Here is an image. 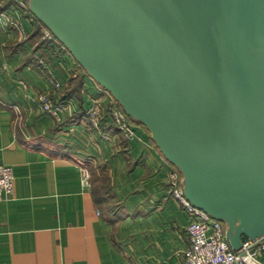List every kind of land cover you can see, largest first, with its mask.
Here are the masks:
<instances>
[{
	"label": "water",
	"instance_id": "1",
	"mask_svg": "<svg viewBox=\"0 0 264 264\" xmlns=\"http://www.w3.org/2000/svg\"><path fill=\"white\" fill-rule=\"evenodd\" d=\"M234 251L264 236V0H28Z\"/></svg>",
	"mask_w": 264,
	"mask_h": 264
},
{
	"label": "crops",
	"instance_id": "2",
	"mask_svg": "<svg viewBox=\"0 0 264 264\" xmlns=\"http://www.w3.org/2000/svg\"><path fill=\"white\" fill-rule=\"evenodd\" d=\"M16 9L0 0V164L13 171V196L0 201V264H181L189 216L168 193L177 169L144 127L134 124L130 140L113 130L109 92ZM37 58L61 83L53 100L69 105L57 118L36 103L50 91ZM95 99L97 129L84 114ZM256 259L264 264V252Z\"/></svg>",
	"mask_w": 264,
	"mask_h": 264
},
{
	"label": "built area",
	"instance_id": "3",
	"mask_svg": "<svg viewBox=\"0 0 264 264\" xmlns=\"http://www.w3.org/2000/svg\"><path fill=\"white\" fill-rule=\"evenodd\" d=\"M15 4L17 12H27L30 22H37V19L29 11L27 0H15ZM4 21L5 17L0 18L2 30L5 28ZM41 35L44 40L58 42L45 27L42 28ZM36 63L42 70L50 72L48 64L42 58H37ZM49 77L50 91L37 94L36 103L42 112L57 118L68 110L69 105L67 102L53 100L52 93L61 89V83L51 72ZM18 82L23 88L26 87L22 80H18ZM109 96L107 114L111 127L119 132L123 139H132L135 136L133 124L125 112L118 107L110 93ZM84 114L92 128H99L103 119V109L100 101L93 100ZM104 138L108 139L109 136L105 135ZM12 181V167L0 164V201L13 196ZM168 185L169 195L178 202L189 216V223L186 226L188 244L180 254L181 264H262L256 259V254L257 252H264V236L256 240L245 239L241 251H245L246 254L241 255L239 251H234L230 247L225 237L224 223L212 218L204 210L194 206L186 199L179 175L176 172L170 174Z\"/></svg>",
	"mask_w": 264,
	"mask_h": 264
},
{
	"label": "trees",
	"instance_id": "4",
	"mask_svg": "<svg viewBox=\"0 0 264 264\" xmlns=\"http://www.w3.org/2000/svg\"><path fill=\"white\" fill-rule=\"evenodd\" d=\"M28 1V0H27ZM37 23L39 24V26H38V28H40L41 30H42V28H44L45 26L41 23V22H39L38 20H37ZM58 41V40H57ZM59 42V41H58ZM60 43V42H59ZM61 44V43H60ZM62 45V44H61ZM84 70V69H83ZM116 101V100H115ZM116 104L118 105V107H120V105L116 102ZM121 108V107H120ZM122 109V108H121ZM131 121V120H130ZM131 123L134 125H139V126H142V127H144L143 125H141V124H139V123H137V122H133V121H131ZM145 128V127H144ZM146 129V128H145ZM147 130V129H146ZM176 168V167H175ZM177 169V168H176ZM178 171V170H177ZM178 173H179V178H180V184H182V181H181V174H180V172L178 171Z\"/></svg>",
	"mask_w": 264,
	"mask_h": 264
},
{
	"label": "rangeland",
	"instance_id": "5",
	"mask_svg": "<svg viewBox=\"0 0 264 264\" xmlns=\"http://www.w3.org/2000/svg\"><path fill=\"white\" fill-rule=\"evenodd\" d=\"M68 51V50H67ZM69 52V51H68ZM70 54V53H69ZM71 55V54H70Z\"/></svg>",
	"mask_w": 264,
	"mask_h": 264
}]
</instances>
